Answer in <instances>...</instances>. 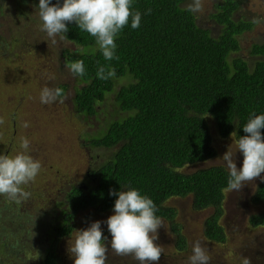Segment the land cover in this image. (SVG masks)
Segmentation results:
<instances>
[{"label":"trees","instance_id":"trees-1","mask_svg":"<svg viewBox=\"0 0 264 264\" xmlns=\"http://www.w3.org/2000/svg\"><path fill=\"white\" fill-rule=\"evenodd\" d=\"M184 1L133 0L141 23L132 29L129 22L117 37L118 60H104L92 36L74 22L67 25L66 39L82 49L67 51L66 64L83 60L86 70L85 76H75L79 86L72 97L73 111L87 120L111 94L123 114L106 120L95 134L81 137L84 147H104L109 154L86 164L78 182L59 184V201L50 214L31 222L29 228L37 221L46 229L48 240L40 261L33 264L62 261L58 244L75 229L76 215L87 211L83 220L101 216L107 220L114 214L118 197L109 195L110 189L135 188L150 197L156 215L169 223L177 251L186 250L187 241L176 208L166 203L174 197L190 196L193 209H211L202 235L216 244L226 242L227 231L220 223L229 176L226 166L191 171L185 167L217 156L210 120L218 138L236 142L246 135L243 126L249 118L264 114V42L252 43L249 52L255 60L249 67L246 59L232 56L240 50L238 36L253 27L251 20L234 16L238 0L215 4L211 17L220 26L216 36L196 24L193 12L182 6ZM99 66L114 68L115 78L99 79ZM121 77L127 80L115 89ZM249 199L264 203V181L257 183ZM22 201L0 195V264H19L5 236L10 231L3 230L11 219L10 227L20 231ZM248 221L252 228H263L264 210L251 214Z\"/></svg>","mask_w":264,"mask_h":264},{"label":"rangeland","instance_id":"rangeland-1","mask_svg":"<svg viewBox=\"0 0 264 264\" xmlns=\"http://www.w3.org/2000/svg\"><path fill=\"white\" fill-rule=\"evenodd\" d=\"M219 1L201 0V10L193 12L196 24L207 29L211 36H216L220 28L211 17L215 4ZM190 3L192 0H185L182 6L187 7ZM0 4L3 6L0 7V154L15 156L24 152L20 145L26 138L29 141L26 154L41 163L36 179L23 187L31 195L22 201L21 216L17 221L20 231L10 227L13 222L11 219L3 231H10L5 236L14 246L15 253L17 252L18 263L33 264L35 260L40 261V254L47 247L48 240L46 229L37 221L29 228L31 222L36 218H43L45 212L50 214L51 207L59 201L56 198V195H60L59 184L78 182L86 164L109 154V150L104 147H84L81 137H85L86 133L95 134L106 120L118 118L123 112L117 111L119 108L115 105L114 95L110 94L96 106V114L87 120L75 114L72 97L79 83L66 67L65 53L73 49L81 50L82 47L59 37L53 43L41 30L38 9L35 8L39 0H0ZM234 16L253 22L250 30L238 36L240 50L232 54L246 59L251 67L255 60L249 52L252 43L264 42V0H238ZM126 80L125 77L117 79L114 88H118ZM45 87L61 91L62 95L57 102L41 103L40 94ZM209 123L217 156L189 165L185 170L215 164L225 165L221 157L227 150L233 152L237 167H242L243 156L237 152L236 142L231 138H218L212 121ZM260 181L257 178L240 191H225L224 213L220 223L228 237L222 244L207 241L202 235V225L212 212L211 209H193L190 196L167 200L166 203L176 208V219L182 226L187 249H175L169 223L162 219L165 228L158 230V239L155 241L164 249L158 264H188L192 246L197 240L210 255V264H243L245 258L249 264H264V227L252 228L248 221L251 214L264 210V203L253 204L249 199ZM87 213L83 211L76 215L75 229L58 244L57 253L63 255V258L68 257L66 264H74L67 249L68 243L74 241L77 230L86 229L92 222L98 221V217L83 220ZM101 218L102 216L99 221H106ZM101 228L105 236L108 232L107 224L102 223ZM108 238L110 241V234ZM112 258L114 262L111 261ZM112 258L108 257L107 264H137L131 257L114 255Z\"/></svg>","mask_w":264,"mask_h":264},{"label":"clouds","instance_id":"clouds-1","mask_svg":"<svg viewBox=\"0 0 264 264\" xmlns=\"http://www.w3.org/2000/svg\"><path fill=\"white\" fill-rule=\"evenodd\" d=\"M133 0H63V4H52L51 0H39L35 6L41 21V30L56 43V38H67V25L75 23L78 28L94 38L96 50L104 60L119 59L116 56V39L122 30L131 23L132 29L140 27L141 13L133 11ZM201 0H192L187 6L191 12H199ZM151 9L146 14H150ZM258 22V21H254ZM76 77L86 74L83 60L66 65ZM97 77L102 80L115 78L114 68L99 66ZM62 95L59 89L45 87L40 94L43 104L57 102ZM62 102V101H61ZM27 127V124H25ZM264 114L253 115L243 126L246 135L236 141L237 152L243 156L242 167L238 168L233 152L227 150L222 160L228 170L227 189L240 191L245 185L259 178L264 181ZM20 147L24 149L15 156L0 154V195L10 199H27L31 193L23 190V185L33 182L41 169V163L26 154L29 141L25 138ZM109 195L117 196L113 212L106 221H94L86 229L77 230L74 241L68 243V253L74 264H107L108 254L131 257L137 264H158L163 247L155 243L158 230L164 227L163 220L156 215L158 209L153 200L142 195L135 188L116 192L110 189ZM106 223L111 240L104 236L101 224ZM165 228V227H164ZM110 244V249L106 245ZM211 257L202 243L197 240L192 246L188 264H210ZM243 264H249L247 258Z\"/></svg>","mask_w":264,"mask_h":264},{"label":"flooded vegetation","instance_id":"flooded-vegetation-1","mask_svg":"<svg viewBox=\"0 0 264 264\" xmlns=\"http://www.w3.org/2000/svg\"><path fill=\"white\" fill-rule=\"evenodd\" d=\"M0 7H3V6L0 4ZM109 234H110V233L107 232V233L105 234V236L108 238ZM108 241H109V238H108ZM108 241H106L105 243H106V245H108V247H109V249H110V244H108ZM57 254H59V253H57ZM112 256H114V254H112L111 252H109V254H108L109 259H111ZM67 261H68V257H65V256H64V258H63V255H62V261H61L59 264H66ZM111 261L114 262V259L112 258Z\"/></svg>","mask_w":264,"mask_h":264}]
</instances>
